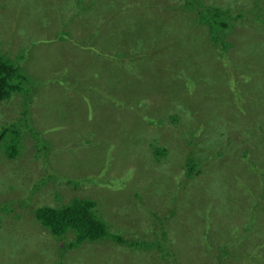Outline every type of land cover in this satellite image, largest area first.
Listing matches in <instances>:
<instances>
[{
  "label": "rangeland",
  "instance_id": "374dc122",
  "mask_svg": "<svg viewBox=\"0 0 264 264\" xmlns=\"http://www.w3.org/2000/svg\"><path fill=\"white\" fill-rule=\"evenodd\" d=\"M200 1L233 11L260 2L264 13V0ZM184 4L0 0V48L11 56L31 48L25 73L40 82L31 100L16 93L0 104V128L16 123L25 147L7 159L0 141V187L8 188L0 202L15 200L11 217L0 213L9 226L0 264H57L61 242L30 224V211L36 201L58 207L73 198L96 201L125 242L85 243L65 250L62 264H264V215L248 220L250 205L264 200V35L234 20L232 46L215 49ZM240 85L234 98L227 86ZM27 111L49 144L38 156ZM189 154L200 175L187 179ZM99 174L103 184H76ZM163 224L173 249L165 256ZM138 241L154 249L128 248Z\"/></svg>",
  "mask_w": 264,
  "mask_h": 264
},
{
  "label": "trees",
  "instance_id": "16d2710c",
  "mask_svg": "<svg viewBox=\"0 0 264 264\" xmlns=\"http://www.w3.org/2000/svg\"><path fill=\"white\" fill-rule=\"evenodd\" d=\"M5 4V3H4ZM3 4V6H4ZM244 6H240V8L235 7L233 11L230 8L223 9L220 6H215L214 4L205 6L201 3L200 0H185V4L183 9L186 10L190 9L191 12H194V22L193 24L197 27L201 26L205 29L207 37L212 47L216 49H221V51L226 50L227 47H231L232 43L225 40L227 32H230L233 29V21H247L250 25L254 26L257 30V27L260 29L262 34L264 35V13L263 8L260 2L254 4L251 9H244ZM253 20L255 23H253ZM205 24V25H202ZM248 26V25H247ZM62 36L61 39H64ZM30 49L28 48L16 55H8L2 51L0 48V104L12 98L13 94L21 93L27 100H31L33 92L36 90L37 86L40 85V82H35L31 80L28 75L25 73V65L31 55ZM145 49H141L140 52H145ZM157 50L153 47L151 53H155ZM219 55L222 60L224 57L223 52H219ZM226 59V58H225ZM182 72L184 70H188V68H178ZM184 69V70H183ZM245 76V75H243ZM238 81V80H235ZM88 85V84H87ZM189 90L190 92L195 88V85L190 82ZM201 87H205L204 82H200L199 84ZM89 86V85H88ZM227 88L233 89L231 95L237 93L240 96V92L242 87L240 85L239 92L236 88H232L227 86ZM87 88L86 90H88ZM85 90V92H86ZM235 98V97H234ZM240 98V97H239ZM119 103V102H118ZM242 104V100L240 98V106ZM173 109L178 107L177 103L174 102ZM29 111L23 113L22 116L25 117L27 126L33 136V140L35 142L34 151L36 152V156L41 155L42 150H49V144L47 140L44 138V133L42 131L35 130L29 123L28 114ZM170 120L173 124L178 121V116L175 112L168 113ZM146 118L145 116H143ZM147 119V118H146ZM154 125L155 122L152 120L147 119V123ZM176 131V130H175ZM4 141V148L2 154L6 156L8 159H15L22 155L24 150V140L22 136L21 130L18 128L16 123H8L0 128V141ZM2 148V147H1ZM159 151V150H158ZM192 154V153H191ZM186 155L184 160V166L187 169L186 176L187 179L193 178L195 175H200V170L197 165L193 164L192 162H188L189 156ZM234 166V165H233ZM232 166V167H233ZM49 176H56V173H50ZM102 175H92L88 176L87 178H82L78 183L83 184H95L98 183L103 184V180L101 179ZM68 179L67 181H72L71 178L64 177ZM45 180L47 179H40L38 183H35L32 188V194L39 190L41 185H45ZM119 183V180L115 179L107 183L108 185H115ZM8 192V188L6 186L0 187V197H2L1 192ZM254 195V194H252ZM264 196V193H262ZM255 196V195H254ZM28 201L31 200L30 198L27 199ZM15 200L0 202V213L6 214L7 217H11L10 213L12 212V208L10 207L11 203H14ZM26 201L23 202L22 205L19 207H27ZM32 213V220L30 224L37 225L40 228L45 229V231L49 234L47 237L49 240H58L61 242L60 246V253L59 258L57 260V264H62L61 256L65 250L74 249L76 247H81L85 243H95L97 245L105 244L111 240V242L121 245L125 241L121 238V236L114 234L109 231V227L107 222L104 220L103 216L97 209V202L90 198H73L68 203L58 206V207H51V206H40L38 207L37 201L35 202L33 209L30 211ZM14 213V208H13ZM15 217H21V214L17 215L14 214ZM264 215V200L262 202L257 201L250 205V213L248 220H252V222L257 221V216ZM14 217V218H15ZM129 217L132 218L129 214L125 216V220H129ZM1 219V218H0ZM156 220V219H155ZM247 220V221H248ZM6 221H3V224ZM251 222V223H252ZM0 223V231L9 230L8 224ZM15 223L13 222L12 225ZM258 224V223H257ZM11 225V227H12ZM3 227V228H2ZM256 228V227H254ZM159 233V232H158ZM160 234V233H159ZM162 234L165 236L163 242L161 243V239L157 244L162 249L161 253L162 256H165L164 252L169 254L172 253V245L168 242L167 239L170 240V237L167 233L166 227L163 224V231ZM69 239V242H65ZM96 247V245H94ZM147 247V248H146ZM149 244L144 241L138 242H129V249L132 250H140L146 251V249H154L150 248ZM102 248V247H100ZM83 249V248H82ZM81 249V250H82ZM102 249H105L102 248ZM106 250V249H105ZM160 255V254H157ZM227 252H225L224 258L227 256ZM217 258L213 257L215 260ZM155 262H160L158 257L155 259ZM171 262V261H170ZM158 264V263H157ZM160 264V263H159ZM172 264V263H171ZM221 264V262L219 263Z\"/></svg>",
  "mask_w": 264,
  "mask_h": 264
},
{
  "label": "clouds",
  "instance_id": "9594fccd",
  "mask_svg": "<svg viewBox=\"0 0 264 264\" xmlns=\"http://www.w3.org/2000/svg\"><path fill=\"white\" fill-rule=\"evenodd\" d=\"M264 198V197H263Z\"/></svg>",
  "mask_w": 264,
  "mask_h": 264
}]
</instances>
